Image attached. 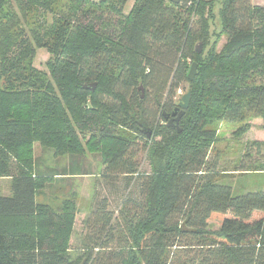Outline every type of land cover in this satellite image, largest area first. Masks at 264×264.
<instances>
[{"label": "trees", "instance_id": "16d2710c", "mask_svg": "<svg viewBox=\"0 0 264 264\" xmlns=\"http://www.w3.org/2000/svg\"><path fill=\"white\" fill-rule=\"evenodd\" d=\"M128 1L73 0L65 14L60 0H22L23 24L41 27L30 33L0 12V177L11 179L12 190L0 196V264H74L75 198L54 208L36 195L52 177L75 173L39 171L37 143L55 156L99 152L104 176H139L136 140L151 160L141 210L114 216L101 200L88 219L85 264L96 262L95 249L110 253L102 264H264V191L235 195L208 168L209 152L225 138L221 124H239L231 131L239 137L254 117L264 119V6L134 0L126 13ZM32 8L53 13L52 23L43 29ZM216 11L221 33L212 28ZM38 48L49 53L46 71L35 66ZM185 82L191 101L179 132L163 113L178 106ZM91 83L94 90L85 87ZM213 219L218 229L209 227Z\"/></svg>", "mask_w": 264, "mask_h": 264}, {"label": "rangeland", "instance_id": "374dc122", "mask_svg": "<svg viewBox=\"0 0 264 264\" xmlns=\"http://www.w3.org/2000/svg\"><path fill=\"white\" fill-rule=\"evenodd\" d=\"M1 1V15H15L19 20L17 28H23L26 33H30L31 29L38 28L41 30V27H36L34 24L30 26L23 24V17L29 11L21 5L22 0ZM184 1L181 0L179 4L182 5ZM60 3L63 6L61 13L67 14L72 7L73 0H60ZM133 3L134 0L128 1L125 8L126 13L130 11ZM250 3L252 6H264V0H250ZM34 15H37L41 22H43L44 25L41 23L43 29L47 28L54 18L53 13L42 11L40 13L37 9L32 8L29 16L33 17ZM216 15L212 28H215L218 33H221L217 11ZM191 23L192 29L198 31L200 27L196 14L191 17ZM201 42L203 41L197 40L194 46L200 45ZM225 42L226 36L222 34L218 49H221ZM201 49H204V45H202ZM48 57L49 53L46 49L38 48L34 60L35 66L40 70L46 71ZM183 86H185V89L178 90V103L182 95L188 90V83L185 82ZM263 124L264 119L262 117H254L250 120L248 131L239 137H233L231 132L239 124L224 123L219 126L221 136L225 138L217 141L209 152L208 168L219 172L217 176L219 182L231 186L235 195L244 194L249 191H264V170H254L264 168ZM254 142L258 143L255 144ZM142 143V141L136 140L135 145L131 147L134 150L132 158L136 160L135 165L141 173L139 176H128L119 173L118 170L110 171L108 172L109 176H104L103 173L106 165L102 163L99 152H86L82 155L73 156H55L50 148H45L39 143L35 145L34 154L37 159V169L39 171L45 173L49 169H55L56 172H68L71 174L73 171L75 173L70 176L62 175L52 177L36 195L37 202L51 204L54 208L67 197L75 198L79 211L74 218L68 246L71 261L74 264H80L82 260L86 259L87 245H92L88 241V234L92 232L88 219L92 218L91 221L93 222V211L99 206L101 200L106 199L107 210L111 211L114 216L121 214V209L125 211L127 208L132 209V211L141 210V205L144 200V192L141 187V183L144 181L142 175L151 170L149 153ZM241 168H250V171H241ZM224 171L226 174L223 173ZM0 196H12L10 178L0 177ZM220 225L221 222L219 219H213L209 223V227L214 230L218 229ZM93 254V260L96 261L93 264L105 263V258L110 255V253L103 254V251H97V249L93 250ZM113 259L115 257L107 261L110 262Z\"/></svg>", "mask_w": 264, "mask_h": 264}, {"label": "water", "instance_id": "95a60500", "mask_svg": "<svg viewBox=\"0 0 264 264\" xmlns=\"http://www.w3.org/2000/svg\"><path fill=\"white\" fill-rule=\"evenodd\" d=\"M172 3L178 4L181 2V0H171ZM202 43L200 45L196 46V49L198 52H201ZM198 71V64L194 62L191 65L188 78L190 80H193L197 74ZM96 83H91L90 85H85V87H89L92 90L96 88ZM139 89L142 90L143 86H139ZM144 96V95H143ZM191 101V90L189 89L185 94L182 95L178 106L175 107L174 111L172 113L164 112L163 115L165 116L166 120H168L167 125L168 126H175L177 127L178 131L181 132L182 129L179 127V122L183 115L185 114L186 110L188 109ZM143 132L147 135L148 138H151L153 134V129L146 124L143 126ZM80 264H85V260H83Z\"/></svg>", "mask_w": 264, "mask_h": 264}, {"label": "crops", "instance_id": "0c3cea01", "mask_svg": "<svg viewBox=\"0 0 264 264\" xmlns=\"http://www.w3.org/2000/svg\"><path fill=\"white\" fill-rule=\"evenodd\" d=\"M68 176V175H67ZM8 179V178H7Z\"/></svg>", "mask_w": 264, "mask_h": 264}, {"label": "flooded vegetation", "instance_id": "af4514ba", "mask_svg": "<svg viewBox=\"0 0 264 264\" xmlns=\"http://www.w3.org/2000/svg\"><path fill=\"white\" fill-rule=\"evenodd\" d=\"M143 130V129H142Z\"/></svg>", "mask_w": 264, "mask_h": 264}]
</instances>
